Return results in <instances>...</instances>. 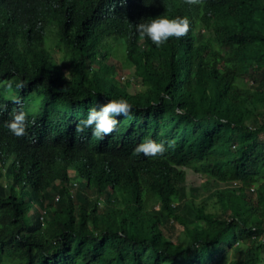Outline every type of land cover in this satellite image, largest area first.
<instances>
[{
  "label": "trees",
  "instance_id": "trees-1",
  "mask_svg": "<svg viewBox=\"0 0 264 264\" xmlns=\"http://www.w3.org/2000/svg\"><path fill=\"white\" fill-rule=\"evenodd\" d=\"M113 1L0 0V264H264V0L173 6L198 34L144 49ZM120 98L111 134L77 131ZM75 146L109 178L74 189Z\"/></svg>",
  "mask_w": 264,
  "mask_h": 264
},
{
  "label": "clouds",
  "instance_id": "clouds-1",
  "mask_svg": "<svg viewBox=\"0 0 264 264\" xmlns=\"http://www.w3.org/2000/svg\"><path fill=\"white\" fill-rule=\"evenodd\" d=\"M205 0H114L111 9L116 10V16L126 18V27L140 35V46L144 49L146 43H154L157 47L167 41H183L196 36L199 29L194 27L186 16H169L173 6H194ZM158 2L163 4V8H158ZM200 33L208 36L204 29ZM17 88H23L24 82L20 81L15 85ZM144 90V89H141ZM16 103H20L17 98ZM6 105L0 106V112L6 109ZM133 104L127 99L120 98L110 100L102 105L98 110L91 107L88 110L85 119L77 125V131L83 132L86 128L92 129V134L99 140H103L108 134H111L117 126V115L130 116L133 110ZM10 133L20 137L25 135L27 127V113L23 110L17 111L12 118L5 124ZM166 151L164 142H157L152 139L138 144L135 148L137 154L155 157ZM76 165L68 169L67 174L71 179L73 188L82 182L83 177L96 179L103 182L109 178L115 163L111 161L98 163L89 153L82 151L77 146L70 151ZM13 170H19L25 173L29 178L36 177L44 171V165L38 160L18 163L16 158L10 157L8 164L4 166ZM73 172V176H70ZM73 193V190H70Z\"/></svg>",
  "mask_w": 264,
  "mask_h": 264
},
{
  "label": "rangeland",
  "instance_id": "rangeland-1",
  "mask_svg": "<svg viewBox=\"0 0 264 264\" xmlns=\"http://www.w3.org/2000/svg\"><path fill=\"white\" fill-rule=\"evenodd\" d=\"M128 73H130V71H128V70L123 71V74H125L124 79L127 77V74H128ZM135 86L139 87L140 85L136 83ZM37 108H38L37 106H31L30 111H37V110H38ZM70 176H73V172H70ZM193 182H194V184L197 186L198 181H193ZM235 256H237V254H235Z\"/></svg>",
  "mask_w": 264,
  "mask_h": 264
},
{
  "label": "built area",
  "instance_id": "built-area-1",
  "mask_svg": "<svg viewBox=\"0 0 264 264\" xmlns=\"http://www.w3.org/2000/svg\"><path fill=\"white\" fill-rule=\"evenodd\" d=\"M262 137L264 138V134L262 135Z\"/></svg>",
  "mask_w": 264,
  "mask_h": 264
}]
</instances>
